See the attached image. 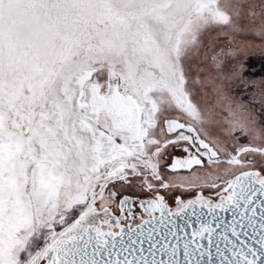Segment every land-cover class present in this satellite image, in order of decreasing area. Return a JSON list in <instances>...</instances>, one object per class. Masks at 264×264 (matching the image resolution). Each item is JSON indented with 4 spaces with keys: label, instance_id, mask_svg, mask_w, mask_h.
<instances>
[{
    "label": "snow or ice",
    "instance_id": "1",
    "mask_svg": "<svg viewBox=\"0 0 264 264\" xmlns=\"http://www.w3.org/2000/svg\"><path fill=\"white\" fill-rule=\"evenodd\" d=\"M0 264H264V0H0Z\"/></svg>",
    "mask_w": 264,
    "mask_h": 264
},
{
    "label": "rangeland",
    "instance_id": "2",
    "mask_svg": "<svg viewBox=\"0 0 264 264\" xmlns=\"http://www.w3.org/2000/svg\"><path fill=\"white\" fill-rule=\"evenodd\" d=\"M257 67H259V64L257 63Z\"/></svg>",
    "mask_w": 264,
    "mask_h": 264
}]
</instances>
